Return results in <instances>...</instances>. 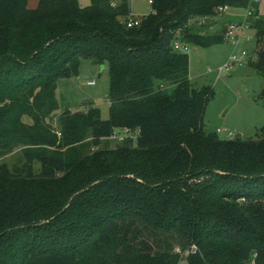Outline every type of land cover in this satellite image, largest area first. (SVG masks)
Returning <instances> with one entry per match:
<instances>
[{
    "label": "trees",
    "instance_id": "obj_1",
    "mask_svg": "<svg viewBox=\"0 0 264 264\" xmlns=\"http://www.w3.org/2000/svg\"><path fill=\"white\" fill-rule=\"evenodd\" d=\"M248 2L153 0L128 28L130 0H0V160L22 153L0 165V264H264V127L256 140L206 130L213 92L173 50L225 43L185 27ZM249 23L264 77V17ZM81 59L109 64L107 120L56 114Z\"/></svg>",
    "mask_w": 264,
    "mask_h": 264
},
{
    "label": "rangeland",
    "instance_id": "obj_2",
    "mask_svg": "<svg viewBox=\"0 0 264 264\" xmlns=\"http://www.w3.org/2000/svg\"><path fill=\"white\" fill-rule=\"evenodd\" d=\"M120 1V0H116ZM39 0H28V6L35 9ZM83 7L90 5V0H80ZM134 19L142 20L153 11L149 0H130ZM260 14L264 17V0L259 4ZM244 9L229 7V13L244 15ZM212 16H194L185 28L197 30L203 34L216 35L227 32L229 25L223 23L222 12L216 11ZM254 30L245 31V38L238 45L232 40L209 48L190 46V82L197 91L210 89L213 92L204 115V127L209 132L223 130L222 138L232 134L243 139L262 138L264 127V77L258 74L249 61L243 65L234 64L231 69L219 73L230 57L246 51L250 59L255 61L263 43L257 46ZM250 37V41H247ZM94 83L89 85V83ZM110 72L109 64L99 65L91 60L81 59L78 75L61 78L58 81L57 99L59 107L57 116L67 111L87 110L91 106L98 107L104 120L110 118ZM171 92V88L169 89ZM136 131L118 132L111 139V147H116L125 136H132ZM22 160L21 148L0 160V165L13 168ZM35 171L40 172V164L36 163ZM186 264V263H183Z\"/></svg>",
    "mask_w": 264,
    "mask_h": 264
},
{
    "label": "built area",
    "instance_id": "obj_3",
    "mask_svg": "<svg viewBox=\"0 0 264 264\" xmlns=\"http://www.w3.org/2000/svg\"><path fill=\"white\" fill-rule=\"evenodd\" d=\"M261 0H249L247 7L244 9L243 19L239 21H235L229 25L227 32L224 35L226 41L232 40L235 42L236 45L239 44L240 38H245V31L253 30L249 23L250 19L258 20L260 15L258 13V5L260 4ZM149 3L153 5V0H149ZM221 12H224L226 8H220ZM154 13V11H152ZM141 23V20L131 18L127 21L128 28L138 27ZM247 41H250V37L246 38ZM191 44L187 41L182 39H177L173 42V50L178 53H186L188 54L190 51ZM251 60L249 54L246 51H242L239 54L234 53L230 57V61L223 67H221L218 71L222 73L224 71H228L231 69V66L234 64L243 65L245 62ZM94 83H89V85H93ZM217 133H223V130L218 129ZM60 135V134H59ZM232 134H229L228 137H232ZM194 251L192 254H195V247L193 248Z\"/></svg>",
    "mask_w": 264,
    "mask_h": 264
},
{
    "label": "crops",
    "instance_id": "obj_4",
    "mask_svg": "<svg viewBox=\"0 0 264 264\" xmlns=\"http://www.w3.org/2000/svg\"><path fill=\"white\" fill-rule=\"evenodd\" d=\"M257 8H258L259 15L262 16L260 14L259 5H258ZM228 10H229V8H226V10L224 12H222V14H221V16L223 17V23L231 24V23H233L235 21H239V20L243 19V15H240V14H237V13H229ZM132 17H134L133 14H132Z\"/></svg>",
    "mask_w": 264,
    "mask_h": 264
},
{
    "label": "water",
    "instance_id": "obj_5",
    "mask_svg": "<svg viewBox=\"0 0 264 264\" xmlns=\"http://www.w3.org/2000/svg\"><path fill=\"white\" fill-rule=\"evenodd\" d=\"M237 137L240 138L241 137V134H238Z\"/></svg>",
    "mask_w": 264,
    "mask_h": 264
}]
</instances>
